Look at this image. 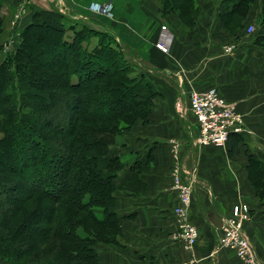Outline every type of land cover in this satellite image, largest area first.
Instances as JSON below:
<instances>
[{
    "label": "trees",
    "instance_id": "trees-1",
    "mask_svg": "<svg viewBox=\"0 0 264 264\" xmlns=\"http://www.w3.org/2000/svg\"><path fill=\"white\" fill-rule=\"evenodd\" d=\"M200 1L160 0V12L193 27ZM214 1L224 7L220 27L234 34L255 0ZM260 5L262 25L264 0ZM32 15L17 44L5 49L0 13V259L101 264L95 245H120L118 138L147 122L159 92L110 33L56 9ZM252 37L264 48L263 33L254 30ZM59 116L66 120L54 123ZM243 134H230L229 154ZM246 158L248 184L264 203V162L251 153ZM152 159L146 153L135 167L148 169Z\"/></svg>",
    "mask_w": 264,
    "mask_h": 264
},
{
    "label": "crops",
    "instance_id": "crops-1",
    "mask_svg": "<svg viewBox=\"0 0 264 264\" xmlns=\"http://www.w3.org/2000/svg\"><path fill=\"white\" fill-rule=\"evenodd\" d=\"M3 38L14 47L19 31L36 10H58L87 26L110 33L130 59L141 63L145 78L155 84L147 122H136L118 138L123 167L117 172L115 212L120 219L119 246L96 244L101 264H242L232 250L220 249L219 226L232 207L246 203L252 219L245 225L256 254L264 264V203L255 198L247 181L246 154L264 162V48L252 43V33L264 34L260 25L261 0L248 9L243 27L234 34L220 27L224 11L214 0H201L193 27H186L174 14L162 15L159 0H1ZM23 6L17 27L13 12ZM172 37L165 53L155 47L161 27ZM232 45L224 52L223 45ZM216 88L243 116L242 139L231 154L225 147L196 146V122L189 109L192 91ZM187 170L196 169L189 216L199 229L197 244L185 251L173 237L178 223L172 214L176 193L169 171L172 149ZM153 155L148 169L135 167V160ZM253 211V212H252Z\"/></svg>",
    "mask_w": 264,
    "mask_h": 264
},
{
    "label": "built area",
    "instance_id": "built-area-1",
    "mask_svg": "<svg viewBox=\"0 0 264 264\" xmlns=\"http://www.w3.org/2000/svg\"><path fill=\"white\" fill-rule=\"evenodd\" d=\"M24 7H17L13 12L12 26L19 24ZM254 27L248 25L246 32L250 33ZM166 25L161 27V33L155 47L163 52L168 51L172 37L165 31ZM9 48V43L5 49ZM224 52H232V45H223ZM188 105L197 126V136L193 141L196 146L215 145L225 147L231 133L239 134L248 132L244 127L243 116L237 112L233 104L223 98L216 88L205 91H192ZM173 158L169 171L171 189L176 193V205L172 214L176 217L178 228L174 233L175 238L181 241L183 249L192 251L198 240L199 231L191 221L190 205L193 186L197 181L196 169L187 170L179 159L178 147L172 146ZM246 203L232 207L229 217L225 218L219 226L218 245L214 251L220 249L232 250L242 264H262L256 254L255 247L250 241L243 224L250 218Z\"/></svg>",
    "mask_w": 264,
    "mask_h": 264
},
{
    "label": "rangeland",
    "instance_id": "rangeland-1",
    "mask_svg": "<svg viewBox=\"0 0 264 264\" xmlns=\"http://www.w3.org/2000/svg\"><path fill=\"white\" fill-rule=\"evenodd\" d=\"M160 1V0H159ZM70 18V17H69ZM73 20V21H77V22H80V23H84V22H81L79 19H73V18H70V20ZM70 20H66V25H68V24H70L71 23V21ZM21 30V29H20ZM254 30H255V28L250 32V33H252V32H254ZM106 32V31H105ZM69 33V32H68ZM68 33H67V35H68ZM31 35L34 37L35 36V34L34 33H31ZM140 61V60H139ZM139 61L138 62H136V61H134V60H132L131 59V62H134V63H136V66H138V69H137V72H138V70H140V66H141V63L142 62H140L139 63ZM143 64V63H142ZM64 110V109H63ZM66 112H68V110H64L63 111V114H62V116L64 115V114H66ZM60 117L59 116V118H57V119H55V120H53V122L54 123H57L58 121H63V120H66V118H64V117ZM248 209H249V207H248ZM253 212V211H252ZM248 213H249V215H250V218L247 220V221H245L244 222V224H243V227H244V229H245V225H246V223L247 222H249V221H251V219H252V213H251V211L249 212L248 211ZM41 218H43V216L41 215V214H39V215H37V216H35V218L30 222L31 224V227H32V229H33V226L35 227V226H38L39 225V223H37L36 221H38L39 219H41ZM30 227V228H31ZM246 230V229H245ZM32 233V232H31ZM30 233V234H31ZM0 264H7L5 261H2L1 259H0Z\"/></svg>",
    "mask_w": 264,
    "mask_h": 264
}]
</instances>
